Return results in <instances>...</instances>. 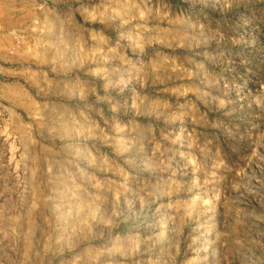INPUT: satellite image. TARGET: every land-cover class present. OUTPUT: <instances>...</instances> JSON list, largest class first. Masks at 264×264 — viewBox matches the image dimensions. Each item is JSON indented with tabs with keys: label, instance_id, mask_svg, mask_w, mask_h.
<instances>
[{
	"label": "rangeland",
	"instance_id": "1",
	"mask_svg": "<svg viewBox=\"0 0 264 264\" xmlns=\"http://www.w3.org/2000/svg\"><path fill=\"white\" fill-rule=\"evenodd\" d=\"M0 264H264V0H0Z\"/></svg>",
	"mask_w": 264,
	"mask_h": 264
}]
</instances>
